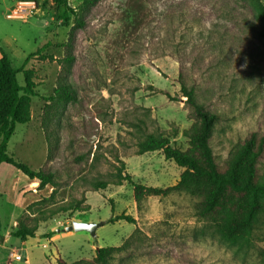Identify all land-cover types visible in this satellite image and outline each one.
<instances>
[{
  "label": "rangeland",
  "instance_id": "obj_1",
  "mask_svg": "<svg viewBox=\"0 0 264 264\" xmlns=\"http://www.w3.org/2000/svg\"><path fill=\"white\" fill-rule=\"evenodd\" d=\"M20 1L25 0H0V47L15 69H22L29 55L42 50L24 66L33 71L38 94L32 100V119L17 125L8 152L38 169L47 159L42 108L56 87L62 67L59 60L64 55L61 45L67 42L75 23L70 12L51 0H32L37 9L23 12L26 16L22 18L9 17ZM149 1L162 9L161 0H99L85 26L78 30L69 80L79 101L70 104L62 117L48 165L59 177V188L53 199L41 203L53 188L41 189L37 181L20 183L16 203L0 196V264H54L59 256L68 262L92 258L99 247L121 246L136 226L144 238L121 253L114 264H261L254 251L229 246L198 220L194 200L186 194L151 199L137 210L128 183L99 191L92 188L91 181L96 178L116 179L119 159L134 181L147 186L175 185L182 172L162 152L137 155L138 123L144 121L147 132L172 136L174 145L182 149L187 147L183 131L192 124L178 82L179 64L161 54L159 38L166 28L155 24L153 32L145 33L152 12ZM227 1L231 6L236 4V0ZM68 2L78 8L83 0ZM253 41L247 47L254 56L245 55L239 66L246 70V92L232 102L222 98L219 103L225 118L214 143L222 156L230 144L248 133L264 134V47ZM18 80L25 83L23 73ZM14 171L12 166L3 165L0 177L4 190L11 186ZM82 198L90 210L60 213L40 223L36 237L26 241L10 236L19 224L32 226L39 212ZM123 213L132 216L136 224L109 221L111 215ZM79 220L101 226L95 235L62 231Z\"/></svg>",
  "mask_w": 264,
  "mask_h": 264
},
{
  "label": "trees",
  "instance_id": "obj_2",
  "mask_svg": "<svg viewBox=\"0 0 264 264\" xmlns=\"http://www.w3.org/2000/svg\"><path fill=\"white\" fill-rule=\"evenodd\" d=\"M51 1L70 12L75 25L67 42L61 45L64 55L59 60L62 67L56 87L42 108L41 127L47 143V159L38 169L15 159L9 154L8 145L17 125L28 124L32 119V100L38 94L34 73L24 66L42 49L29 55L22 69H15L10 56L0 47V166H12L29 180L37 181L41 189L51 186L52 194L42 198L40 203L53 199L59 188V177L48 165L62 129V117L70 104L79 101L78 92L69 80L76 59V35L99 2L83 0L78 8H73L68 0ZM235 2V6H231L227 0H161L159 3L162 9L165 8L161 11L149 1L152 12L145 33L153 32L155 24L166 28L167 32L159 38L161 54L171 56L179 64L178 82L187 99L192 124L183 131L187 147L182 149L174 145L172 136L164 132H147L145 122L138 123L141 134L137 137V155L162 152L165 159L174 162L182 172L175 185L147 186L134 181L126 172L125 162L119 159L115 180L96 178L91 185L93 190L99 191L109 185L128 183L137 210L151 199L186 194L194 200L197 219L208 225L220 240L232 247L254 251L264 264V134L248 133L230 144L224 156L216 152L214 143L225 118L219 107L221 99L232 102L246 92V70L239 66L245 55L254 56L247 45L256 40L264 47V3L261 0ZM20 73L24 75L23 85L18 80ZM88 210L90 206L85 205V198L46 209L33 219L32 226L19 224L18 230L10 236L26 241L36 237L40 223L60 213ZM118 220L136 224L132 216L124 213L111 215L109 219L110 222ZM143 238L144 233L136 226L121 246L99 247L94 257L73 262L59 256L54 264H114L121 253L128 252Z\"/></svg>",
  "mask_w": 264,
  "mask_h": 264
},
{
  "label": "crops",
  "instance_id": "obj_3",
  "mask_svg": "<svg viewBox=\"0 0 264 264\" xmlns=\"http://www.w3.org/2000/svg\"><path fill=\"white\" fill-rule=\"evenodd\" d=\"M0 57H1V54H0ZM3 165L4 164H2L0 166V172L3 168ZM13 178H14V180H13L11 186H9V187L7 186L4 190V188L2 186V182H1V177H0V196L2 197V195H4V196L6 195L9 202L16 203L17 197L19 194L18 186L20 185V183L26 182V180H29V179L18 170L14 171V177ZM34 182H36V181H34ZM79 222H82V221L79 220Z\"/></svg>",
  "mask_w": 264,
  "mask_h": 264
},
{
  "label": "water",
  "instance_id": "obj_4",
  "mask_svg": "<svg viewBox=\"0 0 264 264\" xmlns=\"http://www.w3.org/2000/svg\"><path fill=\"white\" fill-rule=\"evenodd\" d=\"M101 226L100 223H87V222H79L74 221L72 225L67 226L64 230V232H82L87 231L91 233V235H95L96 230Z\"/></svg>",
  "mask_w": 264,
  "mask_h": 264
},
{
  "label": "built area",
  "instance_id": "obj_5",
  "mask_svg": "<svg viewBox=\"0 0 264 264\" xmlns=\"http://www.w3.org/2000/svg\"><path fill=\"white\" fill-rule=\"evenodd\" d=\"M27 5V6H26ZM30 8V9H29ZM33 8V9H32ZM37 9V3L32 0H25L18 2L17 7L13 10V14L9 15V17H24L26 16V13L28 10H34ZM18 259H21L19 255L15 256Z\"/></svg>",
  "mask_w": 264,
  "mask_h": 264
}]
</instances>
